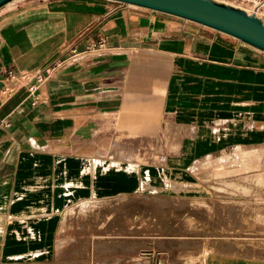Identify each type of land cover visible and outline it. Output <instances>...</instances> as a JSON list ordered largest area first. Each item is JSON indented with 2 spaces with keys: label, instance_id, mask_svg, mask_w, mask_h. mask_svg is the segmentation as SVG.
Segmentation results:
<instances>
[{
  "label": "crops",
  "instance_id": "0c3cea01",
  "mask_svg": "<svg viewBox=\"0 0 264 264\" xmlns=\"http://www.w3.org/2000/svg\"><path fill=\"white\" fill-rule=\"evenodd\" d=\"M100 38L104 45L88 50ZM55 60L64 64L35 92L21 87L3 95L7 70L43 69ZM150 67L170 76L160 98L144 92L150 87L137 72ZM159 106L172 117L166 132L176 124L182 133L177 150L161 155L163 166L264 144V51L114 0L1 6L0 122L8 125L0 123V264H61L56 236L65 208L158 186L140 183L138 166L156 156ZM115 119L116 127H104ZM114 141L134 154L116 153ZM257 149L264 158L262 146L241 151ZM162 176L170 183L164 170Z\"/></svg>",
  "mask_w": 264,
  "mask_h": 264
},
{
  "label": "rangeland",
  "instance_id": "374dc122",
  "mask_svg": "<svg viewBox=\"0 0 264 264\" xmlns=\"http://www.w3.org/2000/svg\"><path fill=\"white\" fill-rule=\"evenodd\" d=\"M159 68L137 71L143 86L148 83L150 87L144 92L152 90L158 98L170 79ZM156 108L158 126L153 124L152 128L156 127L153 143L157 153L149 164L138 166V176L140 183L158 186L145 183L141 190L138 186L126 192L128 195L93 198L65 208L56 236L58 262L264 264V176H260L264 174V158L260 165L248 168L243 167L242 157L226 165L212 164L213 159L234 156L241 149H264V144L188 156L184 165L171 162L163 166L161 155L165 159L167 150H177L182 133L175 130L176 124L167 133L165 126L173 124L169 121L172 117H167L165 106ZM116 121L104 127L114 128ZM162 170L170 183L164 181Z\"/></svg>",
  "mask_w": 264,
  "mask_h": 264
},
{
  "label": "water",
  "instance_id": "95a60500",
  "mask_svg": "<svg viewBox=\"0 0 264 264\" xmlns=\"http://www.w3.org/2000/svg\"><path fill=\"white\" fill-rule=\"evenodd\" d=\"M13 0H0V7ZM183 18L264 51V17L218 0H114Z\"/></svg>",
  "mask_w": 264,
  "mask_h": 264
},
{
  "label": "built area",
  "instance_id": "2783aa9c",
  "mask_svg": "<svg viewBox=\"0 0 264 264\" xmlns=\"http://www.w3.org/2000/svg\"><path fill=\"white\" fill-rule=\"evenodd\" d=\"M257 15L264 17V0H218ZM105 43L104 38H100L97 42L89 44L88 50L100 49ZM73 56L76 52H72ZM64 64L63 61L55 60L51 65L46 66L43 69H9L6 72L7 85L3 88L2 93L5 96L12 95L17 88L26 87L29 91L35 92L37 86L45 80L53 77L56 74L58 68ZM35 98H38L36 95ZM4 125H8L7 122H0Z\"/></svg>",
  "mask_w": 264,
  "mask_h": 264
},
{
  "label": "bare ground",
  "instance_id": "6f19581e",
  "mask_svg": "<svg viewBox=\"0 0 264 264\" xmlns=\"http://www.w3.org/2000/svg\"><path fill=\"white\" fill-rule=\"evenodd\" d=\"M113 149L115 150L116 153H119L121 156H125V157H130L134 154L135 150L133 149V147L129 146V145H124L121 144L119 142L114 141L113 143ZM143 151V150H142ZM242 153L238 154V153ZM263 151L261 149H257L254 151H236L234 153V156H228V155H224L222 157H218V159H213L212 164L216 165V166H221V165H226L232 162H235L239 159H241V157L243 159H245V164H242L244 168H248L251 166H258L260 165L261 159L263 157ZM142 154L144 155V158H146L147 160H150L149 156H150V150L146 149L142 152ZM264 162V159H262ZM196 164H199L198 162ZM253 168V167H252ZM260 176H264V174L260 175Z\"/></svg>",
  "mask_w": 264,
  "mask_h": 264
}]
</instances>
